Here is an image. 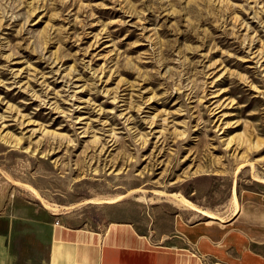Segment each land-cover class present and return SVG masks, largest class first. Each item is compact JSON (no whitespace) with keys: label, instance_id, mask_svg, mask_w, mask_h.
Segmentation results:
<instances>
[{"label":"rangeland","instance_id":"374dc122","mask_svg":"<svg viewBox=\"0 0 264 264\" xmlns=\"http://www.w3.org/2000/svg\"><path fill=\"white\" fill-rule=\"evenodd\" d=\"M14 200L167 244L211 225L184 234L255 264L264 0H0V208Z\"/></svg>","mask_w":264,"mask_h":264},{"label":"crops","instance_id":"0c3cea01","mask_svg":"<svg viewBox=\"0 0 264 264\" xmlns=\"http://www.w3.org/2000/svg\"><path fill=\"white\" fill-rule=\"evenodd\" d=\"M238 213L237 201L228 220ZM118 216L105 213L90 221L14 200L0 208V264H229L210 259L217 245L209 235L184 234L219 233L211 225L205 232L198 224L176 229L172 233L180 236L167 244L156 241L145 222ZM255 264H264L263 254Z\"/></svg>","mask_w":264,"mask_h":264},{"label":"bare ground","instance_id":"6f19581e","mask_svg":"<svg viewBox=\"0 0 264 264\" xmlns=\"http://www.w3.org/2000/svg\"><path fill=\"white\" fill-rule=\"evenodd\" d=\"M39 197V196H38ZM119 197H121V196H119ZM119 197H117V198H113V199H109V203H115L116 201H118V199H119ZM181 200V199H180ZM181 201H183L184 203H186V200H184V198H183V200H181ZM88 202V201H87ZM101 202V201H100ZM99 202V203H100ZM180 202V201H179ZM44 203V202H43ZM233 203H234V205L237 207V201H236V198H233ZM184 205V204H183ZM186 205V204H185ZM189 207L191 206V208L193 209L194 207H192V205H188ZM205 213V212H204ZM205 214H207V213H205ZM207 216H209V217H211V218H217V216L216 215H214V214H207Z\"/></svg>","mask_w":264,"mask_h":264}]
</instances>
